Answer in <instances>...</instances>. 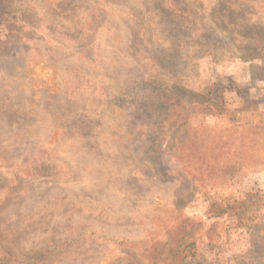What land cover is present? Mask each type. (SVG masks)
<instances>
[{
	"label": "rangeland",
	"instance_id": "1",
	"mask_svg": "<svg viewBox=\"0 0 264 264\" xmlns=\"http://www.w3.org/2000/svg\"><path fill=\"white\" fill-rule=\"evenodd\" d=\"M222 1L180 0L190 23L162 0H0V264H167L151 249L186 233L182 264H264V0L232 1L245 38ZM214 90L238 123L172 128L167 102ZM253 191L244 227L209 217Z\"/></svg>",
	"mask_w": 264,
	"mask_h": 264
},
{
	"label": "trees",
	"instance_id": "2",
	"mask_svg": "<svg viewBox=\"0 0 264 264\" xmlns=\"http://www.w3.org/2000/svg\"><path fill=\"white\" fill-rule=\"evenodd\" d=\"M233 0H223L222 3H226L229 8L226 9V13H228L227 16H225V19L223 21H219L220 23H223V27H221V30H223L225 33H227L228 38H231L232 36H235L236 29L239 32L243 33L244 35L242 37H249L250 34H253V30L249 29L247 27L241 26L237 22V19H234L236 16L235 9H232L233 7ZM218 3H221L220 1ZM162 4L169 10L172 11V13H175L181 17L183 21L186 22H193L196 19V14L188 4L181 3L180 0H162ZM225 21H228L225 23ZM231 41V46L228 45V43H222L221 45L214 44L212 45L213 50L219 51V54H226L229 55V52H231L232 49L235 48V42ZM252 41V40H250ZM249 42V40H248ZM199 51L202 54L207 53L204 51L205 45H195ZM258 50V49H257ZM180 51V50H179ZM240 60L242 61H254L255 59H261L263 61L262 57H255L253 55L254 53L251 52V46L246 47L245 49L240 51ZM211 54V53H210ZM214 54V53H213ZM236 54V53H234ZM230 59H234L235 57L233 55H229ZM147 63V66H150L151 59L145 60ZM157 73L160 71V67L158 65H154L153 67ZM157 82L162 83L163 81L161 79H156ZM168 82L165 81L161 84L163 86H168ZM182 92V90H177L176 93L171 92V96L174 95V97H178L175 94H178ZM214 95H210L209 98H205L200 102L191 103L190 106H188L186 103L180 104L175 101H169L166 103V108L163 109L164 115L168 116V122L169 124L173 123L172 128H180L183 123L187 121V119L192 114H200L205 116H211L215 118L219 117H227L228 120L231 123H238L239 119L236 117V112L231 111L227 106L226 102L221 96V90H214ZM213 93V92H212ZM179 95V94H178ZM219 95V96H218ZM257 124L255 127H258ZM263 206V196L256 191L249 192L245 194V197L240 201H234V202H224V201H214L209 209V217L211 219H220L223 217H230L235 220L236 227H244L246 223L254 221L257 214L261 210ZM187 235V233H186ZM186 235L181 236L177 241L176 247H170L168 250L167 255L163 252L168 247V244H165L161 247H156L154 249H151L150 256L154 257V259H160L163 257V261H165L167 264H182L185 263L188 259V255L191 257L196 256V244L192 241L187 243L185 241ZM184 242V243H183ZM149 256V257H150Z\"/></svg>",
	"mask_w": 264,
	"mask_h": 264
}]
</instances>
